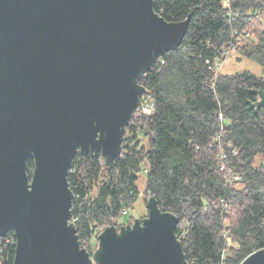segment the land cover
<instances>
[{"label": "water", "instance_id": "water-1", "mask_svg": "<svg viewBox=\"0 0 264 264\" xmlns=\"http://www.w3.org/2000/svg\"><path fill=\"white\" fill-rule=\"evenodd\" d=\"M187 25L165 22L152 0H0V239L13 232V264H187L178 217L152 197L143 219L105 228L92 255L68 223L77 150L121 154L145 91L134 80ZM239 264H264V248Z\"/></svg>", "mask_w": 264, "mask_h": 264}, {"label": "trees", "instance_id": "trees-1", "mask_svg": "<svg viewBox=\"0 0 264 264\" xmlns=\"http://www.w3.org/2000/svg\"><path fill=\"white\" fill-rule=\"evenodd\" d=\"M152 2L165 22L188 19V25L178 46L134 80L155 108L149 116L132 114L121 154L112 161L90 153L73 158L68 184L75 233L79 244L96 245V233L120 226L145 172V195L178 217L175 236L187 264H239L264 248V164L254 165L264 157V105L251 106L259 99L253 91L264 92V78L213 68L235 45L264 70V0ZM140 136H147V147ZM33 165L27 160L28 169ZM102 172L98 193L89 196ZM14 253L8 231L0 239V264H13Z\"/></svg>", "mask_w": 264, "mask_h": 264}, {"label": "rangeland", "instance_id": "rangeland-1", "mask_svg": "<svg viewBox=\"0 0 264 264\" xmlns=\"http://www.w3.org/2000/svg\"><path fill=\"white\" fill-rule=\"evenodd\" d=\"M263 30H264V23H263ZM220 70L223 74H228V75L247 71L258 77L264 78V70L262 69V67L257 62L246 58L243 54H241L236 50L232 53V55L228 59H226L223 62ZM129 139H131V137ZM147 140H148L147 136H140V145L143 147H147ZM100 162H103V159H100ZM261 163L264 164V157H260V156L256 157V159L254 160V165L258 166ZM143 167H145L144 164ZM105 175H106L105 172L100 173V177L95 181V184H93L92 191L89 194V196L98 193V187L101 184V182L105 180ZM137 185L139 189V196L132 203V206L129 207L128 213L126 215H123L119 220H117L118 225L120 226L125 225L127 223H132L136 219L144 218L147 216L146 201L148 199V196H146L144 193L145 172H141L139 174Z\"/></svg>", "mask_w": 264, "mask_h": 264}, {"label": "built area", "instance_id": "built-area-1", "mask_svg": "<svg viewBox=\"0 0 264 264\" xmlns=\"http://www.w3.org/2000/svg\"><path fill=\"white\" fill-rule=\"evenodd\" d=\"M234 51H235V45H232L231 47H229L227 49H224L222 51L223 58L217 60L215 62V67L213 68V71H214L215 74H219L220 73V69H221V66H222L223 62L226 59H228L232 55V53ZM154 108H155L154 102L152 101L150 95L147 94V91L145 89V91L142 93V95L140 97L139 105H138V108L136 109L135 112H139L141 115L149 116L154 111ZM221 158H224V156L222 154H221ZM100 163L102 164L103 162H100ZM224 167L222 166L221 169H224ZM225 171H226V173H225L226 176H228L230 178H233L234 180H238V177H236L235 174H233L232 172L227 171V170H225ZM69 172L73 173V172H75V169L74 168L69 169ZM131 194H132V192H131ZM71 210H72V208H71ZM122 213L124 215H126L127 214V209L126 208L123 209ZM77 222H78V217L74 216V215H71V217H70V219L68 221L69 225H71V226H73L75 228ZM100 233H96L95 234V239L97 238V236ZM79 245H80V247L82 249H84L90 255H92L94 253V251L97 249V244L96 245H90V243L88 241H85V240L81 241V243ZM91 264H95V263L91 262Z\"/></svg>", "mask_w": 264, "mask_h": 264}, {"label": "flooded vegetation", "instance_id": "flooded-vegetation-1", "mask_svg": "<svg viewBox=\"0 0 264 264\" xmlns=\"http://www.w3.org/2000/svg\"><path fill=\"white\" fill-rule=\"evenodd\" d=\"M126 131H127V128H126ZM126 134V133H125ZM121 148H122V146H121ZM77 154L78 153H82V152H80V150L78 149L77 150V152H76ZM83 154H85V153H83ZM99 155L101 156V154H100V152H99ZM76 156V155H75ZM29 159H31L32 161H33V159L32 158H28V161H29ZM33 164H34V162H33ZM33 167H34V165H33ZM32 170H33V168L31 169H28V174H30L31 175V173H32ZM140 219H143V218H140Z\"/></svg>", "mask_w": 264, "mask_h": 264}, {"label": "crops", "instance_id": "crops-1", "mask_svg": "<svg viewBox=\"0 0 264 264\" xmlns=\"http://www.w3.org/2000/svg\"><path fill=\"white\" fill-rule=\"evenodd\" d=\"M221 71V70H220Z\"/></svg>", "mask_w": 264, "mask_h": 264}]
</instances>
